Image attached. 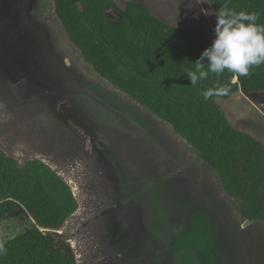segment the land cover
I'll return each mask as SVG.
<instances>
[{"label": "rangeland", "instance_id": "374dc122", "mask_svg": "<svg viewBox=\"0 0 264 264\" xmlns=\"http://www.w3.org/2000/svg\"><path fill=\"white\" fill-rule=\"evenodd\" d=\"M145 1L155 11L158 6L166 9L159 12L166 17H175L176 13L182 16L180 2L176 0ZM196 5L190 9L191 16L196 18L195 24L206 28L214 39L216 17L205 14V11L214 13V7L207 2ZM259 95L264 97V92ZM0 111V140L7 150L21 151L26 157H43L63 173L74 164L79 168L82 164L104 163L103 150L115 148L135 134H145L154 129L153 123L155 126L159 123L152 114L111 90L96 75L86 72L78 54L64 44L62 30L52 15V0H0ZM247 124L249 128H264L255 118H250ZM171 131L168 130L170 151L172 145L186 151L188 145ZM140 140L139 137L136 145ZM123 151H126L124 147L119 153ZM174 165L177 166L170 155L169 264H264V220L246 223L235 211L232 217L230 213L223 216L217 212L212 220L204 214H212V175L204 170V182L194 181L193 175L187 178ZM100 167L102 190L111 207L117 169L110 163ZM78 170L76 176L82 181ZM136 170L141 174L143 188L148 181L145 178L151 177V163L147 165L143 161L133 168ZM190 170L195 171L191 167ZM145 189L147 192L150 188ZM161 201L160 193L157 203ZM93 210L88 207L77 214V224L71 229L75 242L90 243V259L102 261L100 264H108L109 260L111 264H144V258L149 259L148 245L130 243L127 232L123 236L112 228V216L94 217ZM162 210L161 204L156 211ZM192 211L196 212L193 217ZM116 215L121 216L120 212ZM131 215L133 223L138 225L143 213L136 211ZM71 223L75 224V220ZM33 227L34 221L25 209L12 212L0 220V242ZM158 245L157 241L151 245L153 264L164 262L165 250L161 253ZM85 256L88 260L86 252Z\"/></svg>", "mask_w": 264, "mask_h": 264}, {"label": "trees", "instance_id": "16d2710c", "mask_svg": "<svg viewBox=\"0 0 264 264\" xmlns=\"http://www.w3.org/2000/svg\"><path fill=\"white\" fill-rule=\"evenodd\" d=\"M224 2L210 0L215 11ZM228 2L264 23V0ZM52 15L87 72L168 123L215 172L243 222L264 220V143L234 128L217 101L238 90L264 92V64L248 76L210 74L193 88L183 73L213 40L204 30L166 21L138 0H52ZM217 80L230 84V94L205 101L200 92ZM20 209L34 227L3 242L0 264H81L60 233L79 210L71 185L47 160L7 150L0 140V219Z\"/></svg>", "mask_w": 264, "mask_h": 264}, {"label": "crops", "instance_id": "0c3cea01", "mask_svg": "<svg viewBox=\"0 0 264 264\" xmlns=\"http://www.w3.org/2000/svg\"><path fill=\"white\" fill-rule=\"evenodd\" d=\"M117 1L123 3L127 0H117ZM138 1L145 3L155 15L159 16L160 18L166 21L179 24L182 26H187V25L195 26L204 30L209 35L206 28H203L195 24L197 23L196 18L191 16L192 14L190 9L192 7L194 8V5H196L194 4L195 0H176L178 3L180 2L179 7L180 9H182L183 13H181L182 16H178L180 14L176 13L174 15L175 17H166L161 13H159V12H165L164 10L166 9L162 7L159 6L156 7V11H155L153 7L150 5V3H148L147 1L145 0H138ZM187 10L190 11V14L188 15H186ZM108 87L115 92L117 91L115 89H112L110 86ZM259 93L262 92L246 94L242 90H238L229 98L227 99L217 98V101L219 104L220 102L221 103L224 102L225 106H223L224 104L222 105L220 104V106L222 107L223 111L226 114L227 119L234 128L249 133L252 136L260 139L264 143V128L247 127L248 126L247 122L250 118H255L261 125H264V97L262 95H259ZM121 96L127 99L122 94ZM133 103L136 104L135 102ZM250 115L256 117H249ZM158 121L159 123L157 124V126H155V123H153L152 127H154V129H150V131H148L147 133L135 134L134 136H131V138L128 141L119 144L118 146H115V148L109 147L103 150L102 152H105V155L103 156L104 163L100 162L99 164L94 166H90V163H87V164H82L79 168H77L76 164L73 163L75 166L74 167L71 166L72 168L71 167L67 168L68 166H64L67 169L66 171H64L65 173H63L60 170H58L56 167H54L51 164V162L48 161L47 159L37 156L47 160L51 166H53L56 170H58L67 180V182L71 185L74 194L76 193L75 196H77L76 199L78 198L77 201L79 204V210L73 215L74 217L71 216L68 219L66 226L62 230H60V233L66 235L72 240V242L76 246L81 264H100L102 262L101 261L99 263L98 261H96V259L94 261V259L89 258L88 249L90 243L87 245L85 242L82 241L75 242L73 240L74 237L72 235L71 229L75 227V225L77 224V219H78L77 214L83 212V210L87 209L88 207H93L94 209L92 211L93 214L91 216L99 217V218L100 217L110 218L112 216L111 218L112 228L115 230H119L120 231L119 233L123 234V236L127 232L130 237L129 239L130 243H137L138 245L140 243L141 245L144 246L148 245L149 259H147V257L144 258V264H153V260L151 257V251H153V248L151 245L155 241H157V244H159L158 246L161 249V253L163 249L165 250L164 262H162V264L163 263L169 264V258L167 252H168V243H169L168 242L169 241L168 163H169L170 155H173V161L177 164V166L174 165V168H176L175 170L176 171L182 170L180 172L185 174L187 178L188 175L190 176L193 175L192 178L194 179V181L196 180L198 182H201L204 178L202 175V172L204 170H207L204 171L205 173L209 172L212 175V214L204 212L206 216L212 217L213 220L216 217L217 212L222 213L223 216L230 213L231 215L230 214L229 215L231 217L233 211H235L236 213L234 202H232L222 191L215 172L211 170L204 162L198 159V157L192 151L191 147L185 142L183 138H181L174 131H173L174 133L171 131L170 129L171 126L168 123L161 122L160 120ZM163 124H167L170 127ZM168 130L171 131L176 138L181 140L182 143L184 141L185 144L188 145L186 150L187 152L180 149L179 146L176 147L174 145L171 146L172 151H170L169 149L170 139L168 137ZM159 134H162L163 138H160ZM139 137L141 138V140L139 141L138 144L139 146H138L136 145V143ZM155 145L157 147L154 148L155 151L154 154H152L153 153L152 147ZM123 147L125 148L126 151L119 153L120 148ZM126 147L128 148L126 149ZM161 154L163 156L162 158H161ZM143 161L147 165L151 163L152 173H151V177L145 178V180L148 179V181L144 182V187L142 186L143 188H141L140 187L141 174H138L137 170L133 171V168L139 165ZM108 163L115 165L117 169V173H115L116 179L112 184L116 187V191H115V197L113 198L114 203L112 204L111 207L110 204L108 205L106 203L105 200L106 194H104L102 190V188L104 187V182L102 181L100 175V170L102 169L100 165L106 166ZM152 163L155 164L153 165ZM97 166H99V168ZM190 167L195 171H191ZM201 167H203V169ZM78 169H80L81 171L83 177L82 181H79L78 177L76 176V172L79 171ZM87 169L88 170L91 169L93 172L88 171ZM85 172L87 173L86 178H85ZM133 184H135L134 186H136L137 188H134ZM131 186L135 189L134 191L131 190L132 189ZM145 187L150 189H147V192H144L146 190ZM158 189H161V191H159ZM160 193H161L162 201L160 203H157L160 197ZM153 195L154 196L156 195L155 199H153ZM116 201H117V207L115 208ZM161 204L163 210L160 213H157L156 210L160 208ZM164 210L166 211V214H164L163 212ZM136 211H140L143 213V215L140 218H138V225H135L133 223V216L131 215ZM110 212H112V214H110ZM119 212L121 216L116 215ZM195 213L196 212L192 211L190 216L193 217ZM236 215L238 216L237 213ZM72 220H75V224L73 225L71 223ZM120 220L123 221L120 222ZM246 223L251 224L252 222H246ZM97 228L101 229L100 226H98ZM101 231L104 232L103 229H101ZM85 245L87 247H85ZM139 246L136 247L139 248ZM85 252L88 260L86 259ZM160 260H162V258ZM109 261L110 263L108 264H111L112 261L111 260ZM134 261L136 262V260Z\"/></svg>", "mask_w": 264, "mask_h": 264}, {"label": "clouds", "instance_id": "9594fccd", "mask_svg": "<svg viewBox=\"0 0 264 264\" xmlns=\"http://www.w3.org/2000/svg\"><path fill=\"white\" fill-rule=\"evenodd\" d=\"M205 2L210 3V0H195L196 4ZM205 14L216 17L214 39L183 73L193 88L208 80L210 74L219 77L227 70L237 76H248L252 67L264 64V23H258L260 16L257 12L237 11L225 0L214 13L205 11ZM230 92V84L217 80L200 95L208 101L213 97L227 96ZM3 255H6V248L0 242V256Z\"/></svg>", "mask_w": 264, "mask_h": 264}]
</instances>
